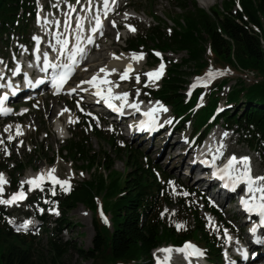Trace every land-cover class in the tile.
<instances>
[{
    "label": "trees",
    "instance_id": "16d2710c",
    "mask_svg": "<svg viewBox=\"0 0 264 264\" xmlns=\"http://www.w3.org/2000/svg\"><path fill=\"white\" fill-rule=\"evenodd\" d=\"M167 1L174 11L173 17L167 16L174 28L167 32L158 24L128 43L130 52H148L152 45L149 54L154 62L157 59L151 52L155 50L186 54L180 63L170 64L155 96L171 106L176 118L193 125L195 132H199L198 140L212 127L211 121L220 123L257 152L264 165V0H224L222 8L210 12L192 0ZM28 14H34L32 0H0V46L7 47V39L12 35H20L28 41ZM162 22L167 21L162 19ZM207 47L217 64L254 72L260 80L247 87L238 79L226 96L221 94L228 81L214 85L205 95L206 105L197 110L201 92L195 91L187 99L184 91L192 76L190 71L200 75L206 70ZM223 101L225 105L219 111L218 106ZM95 138H102L101 132L96 130ZM114 141L110 140V147L125 162L124 174L115 171V163L91 150L83 137L73 138L61 150L76 163H81L80 169L96 172L102 167L105 173L98 172L93 179L76 184L70 192L61 195L62 216L55 222L52 233L45 230L50 235L46 262L36 250L39 237L16 233L0 210V264H62L71 253L92 264H151L154 250L167 244L180 246L186 240L201 245L211 264L221 263V249L216 237L209 234L199 207H188L184 200H178L177 208L183 209L190 224L184 231H177L161 216L164 207L172 206V201L167 198L159 201L163 186L156 168L137 150H125ZM23 170V166L17 165L18 174ZM12 188L17 189V178ZM98 197L102 198L110 216V226L97 217ZM79 205L94 215L96 234L89 250L73 248L60 239L69 226L67 216Z\"/></svg>",
    "mask_w": 264,
    "mask_h": 264
},
{
    "label": "rangeland",
    "instance_id": "374dc122",
    "mask_svg": "<svg viewBox=\"0 0 264 264\" xmlns=\"http://www.w3.org/2000/svg\"><path fill=\"white\" fill-rule=\"evenodd\" d=\"M197 3V5L200 7L199 3L202 0H192ZM210 2V8L209 9H203L206 12L212 11V9L220 7H223V1L224 0H206ZM44 3L48 6L50 0H39L40 3ZM202 9V8H201ZM238 9V8H237ZM136 14V19H131V22H127L125 24V14ZM167 16H174V11L172 8V4L169 3L167 0H126L122 3L118 13L116 14L115 20L122 24L121 26V35L125 38V40L121 39L120 41L117 40L116 37V31H112L108 38L98 44V47L90 53V60L86 63L85 67L87 70L90 68L92 62V57L95 56L98 50L100 49H107L108 51L117 52V55H127L131 56V53L126 52L124 49L128 47V42L130 40H133L137 38L139 35L146 32L148 29L153 28L154 26H157L158 24L161 25V27L166 30L167 32H170L172 28H174V24L168 20ZM162 19L167 21L165 24L162 22ZM131 25L135 28V31L129 30L126 25ZM31 24V28H32ZM127 29V31H126ZM126 31V33H125ZM126 35V36H125ZM19 36H15L10 39L11 43L10 47L8 49V52L4 55L11 57L14 55V49L18 48V45L20 42H18ZM152 45L148 47V52H145L144 55V66L142 67V70H140L139 73L134 74L133 76L129 77L125 82L121 81L119 79L120 74L123 72L121 71L120 74L118 73L115 77H110L111 79L109 81H114L115 83L119 84V90L123 92L124 90H128V92L131 95L132 100H138V96L136 95L137 89H139V94L141 89H152L153 91H157L160 88V82L157 83H151L148 81L147 76L144 75V73L148 71H152L158 68L160 62L152 64L153 61H151V58L147 53L151 51ZM107 50H105L104 54L107 58ZM159 57H163L166 68L169 69L171 63H180L182 59H185L187 56L185 53H181L179 55L174 54H166L161 55ZM207 63V68L203 72V74L193 75V70L190 71L192 76L189 80H193L194 82L190 85L195 84L196 86L194 88L201 89L204 93L206 91H209V89L214 84H219L222 81L226 80L229 82L228 86L226 87L225 91L222 95H225L228 92V89L235 85V83L238 81V79H243L244 73L239 70L238 68L230 67L224 64H217L214 59L211 56H207L205 59ZM98 64V62H97ZM209 69L212 70H219V73L215 75L214 79H211L210 81L206 79V73L209 71ZM227 70V71H225ZM189 72V69H188ZM222 73V74H221ZM139 74L140 75V83L142 87L140 88V83L137 84L135 80V76ZM166 74V73H164ZM165 77V75H163ZM201 77L205 79H201L197 81L196 78ZM82 80L81 74L80 76H77V78L74 80V84L80 82ZM257 80H260L258 77ZM127 81V82H126ZM124 83V84H123ZM148 84L146 87L145 84ZM73 84V85H74ZM252 82H246L247 87L250 86ZM221 95V96H222ZM151 97V94L145 93L144 97ZM73 98L65 97L60 98L58 100L52 99L50 95H44L38 99V101L35 103L34 106L30 105L31 113L29 116H26L24 119L19 121V124L22 125L23 129H27V137L25 138L24 145L21 147L19 144V141L17 140L15 143H11L10 149L12 153V163L7 162V156L4 155L3 151H0V166L5 167L0 172L7 174L8 176V186L5 188V198L10 195L11 193L15 192L10 189V183L11 181H14L16 178L18 179V187L20 185L21 181H25L28 176L32 173H40L41 171H46L51 168H55V175L60 179H68L70 178L71 187L76 184H81L86 181H89L94 178V176L98 172H102L103 174L104 169L102 167H98L97 171L94 172L93 170H84L80 169L81 163H76L69 155L63 154L60 152L62 147V142L58 139L56 131V119L59 116L58 110H61L63 108H68V111L73 114V120L70 123H66V125H69L68 129V140L71 139H77L79 137H83L86 140H88L89 146L91 150L100 153L102 155V158L106 157L108 162L115 163L114 169L116 172H119L121 174L125 173L126 167L125 162L121 157H117L116 153L111 149L110 147V140L111 137L114 138L115 145L118 147H121L125 150L131 148L133 150H137L143 155V158H147L148 162H151V165L160 172V174H164L167 177L170 178L169 182H173L170 184L167 182L164 184L163 193L159 198V201H163L164 198H167L168 200L172 201L171 207H164V210L167 209V212H164L163 217H166L167 223H170L176 230V224H182L184 227L180 230L184 231L190 224V222L187 220L188 216L183 213V209L177 208V199L181 197L183 200H186L189 206L196 207L199 206L202 208V204L200 201V198L198 195L194 194V191L197 190V187L193 185L192 182H188L185 180V168L182 170V174L180 170H174L176 166L178 165V159L174 158V154H170L167 152L168 146L170 144L174 145L178 140H182L181 145L182 149L185 150L186 148L188 150H192L193 142L191 141L189 144H184L183 140L185 138H188L190 133L192 132V126L188 125L185 126L184 124L180 123V121H173L175 118L173 113L168 111L167 115H165L162 120L160 121L159 127L162 125H165L168 129H176V131L173 133L172 136H169V140H166V134L159 136L158 138H153L151 140V143H142L143 139H139L137 141L129 140L125 137V132L120 129V135L117 134H111L108 129L103 127L101 124L94 125L92 121H87L86 123H89L88 130L83 129L80 126H77L76 123L79 119V113L74 108L75 100H72ZM202 104H206L205 99L201 100ZM224 105V101L220 104V107ZM67 106V107H65ZM67 115L63 118V120L66 121ZM166 121H171L170 123ZM8 123V122H7ZM4 126L0 125V137H3L6 139L4 135ZM11 126H17L16 121L12 120V123H10ZM85 125V124H84ZM95 128H97L101 132V137L99 139L95 138ZM36 131V132H35ZM214 131L218 133V136L223 138V151L227 155L232 154H238L240 156H249L251 158V166L254 167L256 172L259 175H264V165L258 155L257 152H252L247 146L240 143L239 136H237L234 133L228 132L227 136L224 135V132L222 127L217 125L215 127ZM177 132H180L179 135H176ZM169 133L167 134V136ZM150 141V140H149ZM68 144V142H65V145ZM9 146V145H8ZM2 148V147H0ZM9 165L6 167V165ZM16 165L23 166L24 170L22 174H18L14 169ZM185 166V165H184ZM106 175V174H105ZM5 176V175H4ZM6 179V177H5ZM174 181L177 183V185H174ZM56 188V196L54 200V206L59 211V215H55L52 217L47 218V222L45 224L35 230H31L29 233L35 234L39 237L38 245L36 246L37 252L42 255L41 259L46 262L47 254H48V242L50 239L49 233H52V229L55 226V221L60 219L61 212H60V203L57 200V197H60V194L62 191L60 190L58 185H55ZM173 188H175V191H173ZM25 191L26 188H24ZM18 190V189H17ZM16 190V191H17ZM187 192L189 195L184 196L182 193ZM98 203H97V217L100 221L104 222V220L101 218V212H103V216L107 218L106 209L103 206V201L101 197H98ZM1 210H6V205H0ZM35 211L34 206L30 209L29 207H24V209H21L18 211L19 214H28L33 213ZM219 214L223 217L224 220L229 221V225L233 228L234 233L238 234L241 233L240 225L241 221L238 220V215L234 212L232 213H226L225 209H220ZM69 220V226L66 230L63 231L62 236L60 239L63 240V242H69L71 244V247L76 249H83V250H89L92 248L93 240L95 237V229H94V215L93 213L86 209L83 205H79L76 209H74L72 212L69 213L67 216ZM238 220V223L235 224L233 221ZM108 226L111 225L110 223V216L108 215L107 218ZM207 226L209 231L212 234H218L216 227L214 226V223L212 219L207 218ZM220 228V227H218ZM48 229L49 233H45V230ZM177 230V231H180ZM220 237L218 236L217 240L219 242ZM192 241V240H191ZM171 245H166V247H170ZM164 247V246H163ZM161 247V248H163ZM156 253L157 257H160L161 260H163L164 253L162 252H154ZM179 256L173 258L169 261V264H181V256L180 253H178ZM176 253H173V256H175ZM153 259L155 257L153 256ZM43 264V263H42ZM62 264H92V261H84L81 260L76 253H71Z\"/></svg>",
    "mask_w": 264,
    "mask_h": 264
},
{
    "label": "snow or ice",
    "instance_id": "6c2138e0",
    "mask_svg": "<svg viewBox=\"0 0 264 264\" xmlns=\"http://www.w3.org/2000/svg\"><path fill=\"white\" fill-rule=\"evenodd\" d=\"M81 3V0H75V4L69 3L68 8L69 11L65 13L67 16V20H65L63 23L66 28H70L73 23L75 26L80 29V32H78L75 35V42L72 44V46H69V40L67 38H61V35L56 36V45L51 46L52 51L58 53L59 55L54 57V60L60 61V62H53L49 59V51L44 50L41 51L39 45L41 37L38 35H34L32 39L36 42V46L34 48L35 53V60L40 62L42 65L40 67V71L47 73L49 69H51L50 74V80L52 83V87L55 90L54 94H59L61 90H64L65 84L70 80V78L73 76L78 64L80 63V60L85 57L86 54V48L82 46V42L86 41L87 44H94V34L100 33L103 34V22L101 19V16L99 14L94 16V25L90 27L89 30H86L84 28V25L81 22V18L73 17L71 15L72 12H75L77 9L75 5H79ZM38 7H42V5L39 4V0H37ZM117 4V0H102V6H103V15L106 18L109 11H112L113 5ZM52 7H59V4H53ZM239 6V5H238ZM125 18H127V14H125ZM41 21H43V26L48 24H59L60 21H52L49 20L47 16H44L42 12H37L36 16V23L38 25L41 24ZM112 26L115 27V22L112 21ZM126 27L129 28L131 31H135V28L131 25H126ZM85 31H90L91 34L82 35L81 33H84ZM117 39H119V34H117ZM98 47V45H97ZM24 51H28V49H24ZM155 55L161 56L160 53L154 52ZM114 55V54H113ZM144 53H131L132 60L139 61L140 59H143ZM64 56V60H60V57ZM117 59L119 57H116ZM13 60H15V57H13ZM3 60H0V64H3ZM34 65L30 64L29 67H33ZM7 67V65H5ZM165 65L163 63V60L161 58V63L159 64L158 68L152 71H148L144 73L145 76H147L148 81L151 83H155V80H158L160 76L163 73ZM87 71V69H84ZM132 64L129 63L127 67L124 69L122 74H120L119 79L120 80H127L129 77V72L132 71ZM116 69H108L107 66L101 67L97 73H94L89 79L81 81L83 84L89 85L91 88L95 89V92L93 95L95 97H98L99 102L100 100L103 101V103L111 109L113 112H116L120 115H124V109L125 107L133 109L135 112H140V103H143V101H131L129 102V92H119L114 93L113 88H118L119 84L115 83L114 81H109L106 77L110 74L115 72ZM227 71V70H225ZM22 68L19 63H16L15 66L11 69L12 76H17L21 74ZM100 73H104V77H100ZM219 73V70H212L209 69V71L206 73V79L211 80L215 78V75ZM222 74V73H221ZM197 81L205 78L198 77L196 78ZM0 80H4V75L0 74ZM136 83H140V75L137 74L135 76ZM23 81L31 87H35V84L32 83L31 80L28 79L27 73H23ZM36 84L43 83L42 80H36ZM103 85L104 87H101ZM145 86L147 87L148 84L146 83ZM196 85L193 84L190 86L189 95L191 94V88L195 87ZM8 88L11 89V92H4L3 94H0V115H9L13 112V109L11 107L6 106V101L9 100V95L15 96L16 93L19 91V88L14 87L13 83L11 81H6L5 83H0V88ZM85 91L87 92L88 89H80L79 85L69 88L66 91L71 94L73 92H76L77 90ZM136 95H139V89L136 91ZM203 100V97L200 98ZM119 100L120 103L117 106L113 101ZM151 103V101H149ZM79 107V102L78 105ZM223 109H219V111H222ZM23 111H27V109H24ZM63 111H68V109H64ZM81 111H84L83 108H81ZM168 109L165 107L160 101H156L155 105L151 107L149 110L143 112V116L146 117V119L141 120L139 123V126L137 130L143 131V130H151L153 127L156 126L158 115L160 112H167ZM23 114V113H21ZM62 114V113H61ZM87 115L93 116V119L97 120V123H99L98 118L95 117L92 113H87ZM69 122H72L71 120ZM170 123L171 121H166ZM11 125H6L4 131L6 133H9L6 137L8 143H11L13 139H15V136H21L23 135V132L20 130V125L16 126L15 136L10 134ZM111 130V129H109ZM225 136H227V133H224ZM20 144L23 143V141L19 142ZM0 145H4V147L0 148V151H3L5 156H9L11 153L8 149V147L5 145V139L3 137H0ZM220 157H224V161H222V166H217L216 161L220 159ZM226 161V162H225ZM214 171L212 172V176L222 181V186L232 192H237L238 189L243 191L244 195L240 196V205L243 209V211L247 214L248 218L250 219L253 215L257 216L259 218V225L253 224L252 227L249 229V231L253 234L254 240L253 242L256 244H264V239H262L260 236L256 235L257 227L264 228V175H254L251 167V158L249 156H239L237 157L235 154H232L230 156L225 157L224 151H223V145L218 147L216 149V155L212 157V162L210 165ZM56 169L51 168L46 171H41L40 173H37L34 177H29L25 181H21L19 188L17 191L11 193L5 198V185H7L9 182L5 179L4 173L0 172V205H6V206H12V205H18L19 202L27 199V193L31 192L33 190H43V184L45 180H48L51 182L53 186L58 185L60 190L64 193L71 191V182L70 178L68 179H60L56 175H54ZM172 184L173 182H169ZM25 184L28 185L27 191H25L24 186ZM243 186V187H241ZM173 191H175V188H173ZM56 194L55 187L52 188V195ZM182 195L187 196L189 193L184 192ZM45 203H48V201H45ZM54 203V202H53ZM39 211L42 213L44 209H39ZM50 212L54 213L55 215H59V211L53 207L49 209ZM168 210L165 209L164 212H167ZM164 212L161 213V216L163 217ZM101 218L104 220L105 223H107V218L103 216V212H101ZM11 223V221H9ZM27 222L17 227V231H20L21 228H26ZM184 226L182 224H176L177 230H180ZM224 236L228 241H231L232 237L228 235L227 229L224 231ZM158 252L165 253V256L163 257V260H161L160 257L156 256V253H153V256L156 259V264H169V261L171 259V253L175 251L176 253H183L184 259L187 260L190 256L200 257L204 255L203 250L199 249L196 245L192 244L191 242H185L183 246L178 248H161L157 249ZM225 257L227 258V252L224 253ZM243 257L246 259L248 256L247 251H244L242 253ZM231 264H235V261H231Z\"/></svg>",
    "mask_w": 264,
    "mask_h": 264
},
{
    "label": "bare ground",
    "instance_id": "6f19581e",
    "mask_svg": "<svg viewBox=\"0 0 264 264\" xmlns=\"http://www.w3.org/2000/svg\"><path fill=\"white\" fill-rule=\"evenodd\" d=\"M199 5H200V8H202V9H209L210 8V2H208V1H206V0H202V1H200V3H199ZM137 13V12H136ZM84 17H85V19H84V24L86 25L87 24V16H85L84 15ZM136 19V14H135V12L134 13H132V14H127V18H125L124 17V21H125V23H127V22H131L132 20L131 19ZM126 31H127V29H126ZM126 31H125V33H126ZM123 35V34H122ZM120 33H119V37L120 36H122ZM126 36V35H125ZM116 37H117V34H116ZM119 40V39H118ZM121 40V39H120ZM264 44V43H263ZM105 50H107L108 51V48L107 49H100V50H98L97 51V53L95 54V56L94 57H92V64H91V66H90V68L87 70V71H85L84 69V67L85 66H83V67H81V69H80V74H81V78H82V80L81 81H84V80H87V79H89L94 73H97L98 72V70L101 68V67H105V66H107V68L108 69H116V71L115 72H113V73H110L106 78L108 79V80H110L111 78L110 77H115L118 73L120 74V72L121 71H124V69L127 67V65L129 64V63H131L134 67H135V73H139L140 72V70H142V67L144 66V63H146L145 61H144V58L143 59H140L139 61H136V60H132V58H131V56H127V55H117L116 53L117 52H113V51H108L107 52V58L105 57V54H104V52H105ZM114 54V55H113ZM116 57H119L118 59L116 58ZM97 62H98V64H97ZM122 74V73H121ZM100 77H104V73H100ZM164 76H163V73H162V75L160 76V78L158 79V80H155V83H157V82H159V81H161L162 80V78H163ZM129 78V77H128ZM81 81L80 82H78L75 86H77V85H79V88L80 89H88V90H91V92L92 93H94L95 92V89L94 88H91L89 85H87V84H83V83H81ZM121 81H123V82H125V80H121ZM74 86V87H75ZM101 86H103V85H101ZM104 87V86H103ZM142 87V85H141V83H140V88ZM70 88H72V87H70ZM4 91V90H3ZM79 89L75 92V94L76 95H78L79 94ZM113 91H114V93H119V92H121L120 90H119V87L118 88H113ZM125 91H127L128 92V90H124L123 92H125ZM129 98H131V95H130V93H129ZM139 99H143V100H149V98H145V97H143V96H141L140 94H139V96H138V100L137 101H139ZM131 101H134V100H132V98H131ZM136 101V100H135ZM64 109H68V108H63V109H61V110H58V112L57 113H59V116H58V118L56 119V131H55V133L57 134V136H58V139H60L61 137H66V133H67V131H68V129H69V125L71 124L69 121L71 120H73V115H72V113L71 112H69V111H63ZM133 112H134V110H133ZM62 113V114H61ZM67 115V118H66V121L65 120H63V118L65 117ZM66 123H70L69 125H66ZM17 125H19V124H17ZM21 126V125H20ZM153 129H156V130H152V132H153V135H154V137H149V139H150V141L153 139V138H158L159 136H162V135H164V134H166L165 136H166V140H169L170 138H169V136H172V134L176 131V129L174 130H158V128L157 127H154ZM20 130L23 132V135H21V136H15V131H16V126H12L11 127V129H10V134H12L13 136H15V138H19L20 140H22V139H24L26 136H25V129H23L22 128V126L20 127ZM173 132V133H171L170 134V132ZM169 133V135L167 136V134ZM178 133L179 132H177L176 134L178 135ZM6 136L9 134V133H4ZM136 134V133H135ZM218 134V133H217ZM135 137L136 136H139V135H134ZM144 137V136H143ZM130 140V139H129ZM144 140H146V139H144ZM181 140H178L174 145H172V144H170L169 146H168V149H167V152L169 153V155L170 154H174V158L175 159H178V165L179 166H176L175 167V171L176 170H179V168L181 167L180 165H181V158L177 155V150H178V148L181 146ZM2 145H0V147H1ZM37 173H32V174H30V176H28L27 178H25V179H28L29 177H34L35 175H36ZM54 175H55V173H54ZM198 182H199V180H198ZM173 253H176L175 251H173L172 253H171V258H175V257H177L178 256V253H176V255L175 256H173ZM163 255H165V253L163 254Z\"/></svg>",
    "mask_w": 264,
    "mask_h": 264
}]
</instances>
